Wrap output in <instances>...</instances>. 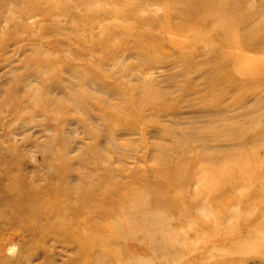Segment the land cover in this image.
I'll return each mask as SVG.
<instances>
[{
    "label": "rangeland",
    "instance_id": "1",
    "mask_svg": "<svg viewBox=\"0 0 264 264\" xmlns=\"http://www.w3.org/2000/svg\"><path fill=\"white\" fill-rule=\"evenodd\" d=\"M42 198L84 264H264V0H0L3 247Z\"/></svg>",
    "mask_w": 264,
    "mask_h": 264
},
{
    "label": "bare ground",
    "instance_id": "2",
    "mask_svg": "<svg viewBox=\"0 0 264 264\" xmlns=\"http://www.w3.org/2000/svg\"><path fill=\"white\" fill-rule=\"evenodd\" d=\"M6 173L11 174L13 171L10 169V171ZM77 194L78 190L76 195ZM73 195V189L69 188L68 197L71 201L76 200V197L73 198ZM44 204V198L40 199L36 209L38 226L34 227L32 230V233L36 236V238H38L39 241L42 240V244L39 243V245L31 248L29 251L21 252L20 247L17 244H11L9 247H3L0 243V264H32L36 260L42 261V259H44V253L40 252V248L41 251H44L43 245L47 241H49L52 246H55L56 248L61 247V251L63 250L68 254L66 264H84L83 261L86 256L89 257L90 262L92 263L91 258L93 248L98 246L99 243L98 241L92 240L91 237L86 234V218L81 216L83 214L66 210V201H59L56 202V204H50L42 210L41 207ZM81 205H84L82 200ZM47 208L48 210H46ZM4 210L5 214L0 211V229H9L12 225H16V220L19 218V215L13 211V209L11 210L5 206ZM61 211L64 212L63 215L58 213ZM59 219H61V221ZM21 227L24 230L29 229V225L26 224H21ZM13 246H15V248ZM47 259H52V257L48 256Z\"/></svg>",
    "mask_w": 264,
    "mask_h": 264
},
{
    "label": "clouds",
    "instance_id": "3",
    "mask_svg": "<svg viewBox=\"0 0 264 264\" xmlns=\"http://www.w3.org/2000/svg\"><path fill=\"white\" fill-rule=\"evenodd\" d=\"M15 248V246H13Z\"/></svg>",
    "mask_w": 264,
    "mask_h": 264
}]
</instances>
